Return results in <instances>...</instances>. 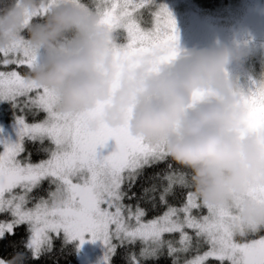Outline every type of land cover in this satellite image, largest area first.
I'll return each mask as SVG.
<instances>
[{"label":"snow or ice","instance_id":"snow-or-ice-1","mask_svg":"<svg viewBox=\"0 0 264 264\" xmlns=\"http://www.w3.org/2000/svg\"><path fill=\"white\" fill-rule=\"evenodd\" d=\"M154 2L80 0L113 32L117 56L161 49L164 62L177 55L178 34L171 12L164 5L153 11ZM46 12L42 7L39 16ZM36 61L24 41L0 50V101L11 102L18 137L0 140V216L6 217L0 243L3 252L13 249L0 252V264L17 254L22 258L15 264L55 260L61 233L81 244L85 234L101 240L105 264L121 253L124 264H264V226L237 229L232 209L203 203L191 190L189 172L173 164L162 144L132 136L126 127L89 128L104 105L58 112V97L30 78ZM238 102L249 108L250 128L264 122V79L253 80ZM29 145L46 158L34 161ZM249 195L264 203V189ZM21 227L27 235L17 240Z\"/></svg>","mask_w":264,"mask_h":264},{"label":"clouds","instance_id":"clouds-1","mask_svg":"<svg viewBox=\"0 0 264 264\" xmlns=\"http://www.w3.org/2000/svg\"><path fill=\"white\" fill-rule=\"evenodd\" d=\"M42 7L47 12L39 16ZM39 17V19H38ZM19 41L37 55L30 78L57 97L62 114L91 112L126 127L189 172L200 200L232 209L237 229L264 226V203L249 195L264 189V122L250 128L249 108L229 66L242 46L220 45L167 55L155 49L132 59L114 51L116 38L80 0H0V50ZM60 193H57L59 197ZM17 254L5 264H15Z\"/></svg>","mask_w":264,"mask_h":264},{"label":"rangeland","instance_id":"rangeland-1","mask_svg":"<svg viewBox=\"0 0 264 264\" xmlns=\"http://www.w3.org/2000/svg\"><path fill=\"white\" fill-rule=\"evenodd\" d=\"M200 3H199V2ZM204 0H155L153 5V11L158 10L160 5H164L171 12L175 22L176 29L179 26H185L186 23H191L194 18L196 21L202 18L205 22H208L209 16L213 18V33H214V41L216 44H220L221 40L216 42V35L221 36L224 34H228L236 31V25L232 28V30L225 31L223 29V18L226 15L225 11H233L234 13L238 12H246L255 11L256 13H264V0H231L229 8L223 7H214L212 5H203ZM202 3V4H201ZM184 22L185 25H182ZM163 22H161L162 25ZM251 20H247L245 27L250 28ZM250 44H260L264 43V32L258 34L256 37L249 39ZM251 50H256L255 55L258 56V60L263 61L264 63V47L251 45ZM247 56V55H246ZM245 56V57H246ZM244 57V58H245ZM262 63V62H261ZM237 70V68H233ZM250 69V68H249ZM264 70V67H262ZM236 73L234 75L237 77ZM240 78V76H239ZM264 79V72H259L255 75V81H260ZM245 81V79H243ZM252 81L241 82V89L247 91L249 85ZM5 103H11L8 101H0V106ZM1 111V108H0ZM17 137V127H16V117L6 123L0 114V140H9L11 142H16ZM202 214H207L206 209L203 210ZM6 219V217L0 216V220ZM62 238L70 243H73L77 249L78 253V261L77 264H105V254L107 252V248L105 244L101 240L93 241L90 234H85L84 243L81 244L79 239L76 240H68L63 233H61Z\"/></svg>","mask_w":264,"mask_h":264},{"label":"flooded vegetation","instance_id":"flooded-vegetation-1","mask_svg":"<svg viewBox=\"0 0 264 264\" xmlns=\"http://www.w3.org/2000/svg\"><path fill=\"white\" fill-rule=\"evenodd\" d=\"M230 5V4H228ZM230 6H228L229 8ZM238 12L225 11V16L223 18L224 25L222 26L225 31H231L236 25V31L221 36L216 35V42L221 40L218 45L214 41L213 33V18L209 16L208 22H205L202 18L191 23L182 22V25L177 27L178 41L177 48L178 51L189 50V49H201V48H215L220 45H229L232 47L242 46L244 47L247 56L240 61L233 62L229 66V72L232 78L237 82L238 86L241 88V82L253 81L255 75L259 72H264L262 67H264L263 61L258 60V56L255 55L256 50H251V45L262 46L264 43L260 44H250L249 39L256 37L258 34L264 32V13H256L255 11ZM247 20H251L250 28H246L245 24ZM262 62V63H261ZM233 68H237L234 70ZM250 68V69H249ZM236 73L237 77L234 75ZM240 76V78H239ZM245 79V81H243ZM259 108V105L256 106ZM110 145H114V142H109Z\"/></svg>","mask_w":264,"mask_h":264},{"label":"trees","instance_id":"trees-1","mask_svg":"<svg viewBox=\"0 0 264 264\" xmlns=\"http://www.w3.org/2000/svg\"><path fill=\"white\" fill-rule=\"evenodd\" d=\"M203 1V0H202ZM199 2V1H198ZM231 0H204L203 5H212V6H216L218 7H223V8H228V4H230ZM200 3V2H199ZM204 7V6H203ZM23 71V70H22ZM1 111L0 114L2 116V119H4V121L6 123H9L10 121H12L15 117H16V113L15 110L12 107L11 103H5L2 106H0ZM29 121L32 120V117L29 116L28 117ZM28 142H26L27 144ZM30 150H33V159L35 160H40V159H44L46 158V155L43 153H36L33 146L29 145ZM173 164H176L174 161H172ZM178 167L182 168L180 165H178ZM184 169V168H183ZM186 171H188L187 169H185ZM45 188H47V184H45ZM192 190V189H191ZM153 213H150L149 216L147 218H152ZM26 230L25 227H21L20 229H18V235H17V240H21L26 238ZM57 245H58V255L56 257L55 260H53L52 258H42L40 261V264H77L78 261V253H77V249L75 247V245L73 243L67 242L65 241L62 236H60L59 240L57 241ZM3 244L0 243V252H2L4 255H8L9 253H11L13 251V249L9 248L7 252H3ZM111 264H124V261L122 259V253L120 255H118V257H112V261ZM162 264H169L168 261H162Z\"/></svg>","mask_w":264,"mask_h":264}]
</instances>
